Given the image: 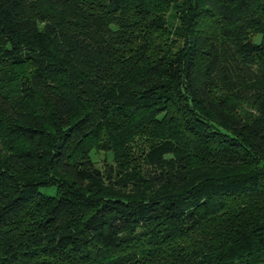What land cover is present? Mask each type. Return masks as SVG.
<instances>
[{
  "label": "trees",
  "instance_id": "obj_1",
  "mask_svg": "<svg viewBox=\"0 0 264 264\" xmlns=\"http://www.w3.org/2000/svg\"><path fill=\"white\" fill-rule=\"evenodd\" d=\"M0 264H264V0H0Z\"/></svg>",
  "mask_w": 264,
  "mask_h": 264
},
{
  "label": "rangeland",
  "instance_id": "obj_2",
  "mask_svg": "<svg viewBox=\"0 0 264 264\" xmlns=\"http://www.w3.org/2000/svg\"><path fill=\"white\" fill-rule=\"evenodd\" d=\"M94 156H95V159H97L99 162H98V164L100 165V166H102V158L104 157V153H98L97 155H96V153L94 154ZM109 156V158H110V161H112L113 160V158H112V156L111 155H108Z\"/></svg>",
  "mask_w": 264,
  "mask_h": 264
}]
</instances>
